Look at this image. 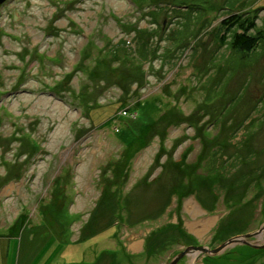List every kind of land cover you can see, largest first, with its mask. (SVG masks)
Wrapping results in <instances>:
<instances>
[{
	"label": "rangeland",
	"instance_id": "obj_1",
	"mask_svg": "<svg viewBox=\"0 0 264 264\" xmlns=\"http://www.w3.org/2000/svg\"><path fill=\"white\" fill-rule=\"evenodd\" d=\"M157 1L0 2V264H168L264 225V0L196 2L187 31ZM249 245L179 264H264Z\"/></svg>",
	"mask_w": 264,
	"mask_h": 264
},
{
	"label": "trees",
	"instance_id": "obj_2",
	"mask_svg": "<svg viewBox=\"0 0 264 264\" xmlns=\"http://www.w3.org/2000/svg\"><path fill=\"white\" fill-rule=\"evenodd\" d=\"M179 1L184 6V8L187 9V12H186L187 14H183L185 18L183 29L187 31L191 27V23L194 22L195 20L194 18H191L192 16L190 15L191 13H193V11H195V10H192L191 5L198 6V10L203 11V12L207 11L206 6L203 3L201 4L196 3L201 0H179ZM179 1L170 0L169 2H162V0H158L157 3L154 4V6L162 5L163 7H165L167 5H174L178 7L179 6L178 3H180ZM56 8H58V6H56ZM229 9L231 10V12H227L224 20L220 22V27L217 29L216 35L220 31L222 33H225L227 30L228 32H230V30L236 29V31L230 37V44H231L232 49L236 50L238 53H244V54L252 52L257 46V44L259 43V41H261V39L263 38L262 33H258L255 36L250 35L251 31L256 29V20L258 17L251 16V15L243 17V14L234 13L232 8H229ZM197 24L199 23L196 21L194 24V29H192V39H194L195 37V31L197 32L196 30L197 29L196 27H198ZM220 39L224 40L225 36L222 35ZM50 89L54 91L53 87ZM57 94H60V93L58 92Z\"/></svg>",
	"mask_w": 264,
	"mask_h": 264
},
{
	"label": "water",
	"instance_id": "obj_3",
	"mask_svg": "<svg viewBox=\"0 0 264 264\" xmlns=\"http://www.w3.org/2000/svg\"><path fill=\"white\" fill-rule=\"evenodd\" d=\"M5 0H0V2H3ZM263 234L264 236V225L262 226V228H260L258 231L256 232H252V233H248L245 235H241L238 237H234L233 239H230L228 242H226L225 244H222L218 247V249H214V250H210L209 248H205V247H192V248H187L185 251H182L178 256H176L174 259H172L170 261L169 264H179V262L186 256H192L193 253L195 252H204V253H208L210 255H217L222 253L228 246H234L236 244H247V240L248 239H252V238H257V236H261ZM252 246L254 248H264V244L262 245H249Z\"/></svg>",
	"mask_w": 264,
	"mask_h": 264
},
{
	"label": "crops",
	"instance_id": "obj_4",
	"mask_svg": "<svg viewBox=\"0 0 264 264\" xmlns=\"http://www.w3.org/2000/svg\"><path fill=\"white\" fill-rule=\"evenodd\" d=\"M201 209V208H200ZM202 210V209H201ZM191 225H193L194 226V228H196V226L198 225V224H196L195 222H191ZM203 225V224H202ZM202 228H204V227H202ZM200 229V231H195L196 233H198V232H202L203 231V229ZM198 230V229H197ZM195 234V233H194ZM143 244H144V242L142 241L141 243L139 242V245L137 246L138 248L140 247V250H143ZM129 250V249H128ZM139 250V249H138ZM139 250V251H140ZM136 250H134V252H135Z\"/></svg>",
	"mask_w": 264,
	"mask_h": 264
},
{
	"label": "flooded vegetation",
	"instance_id": "obj_5",
	"mask_svg": "<svg viewBox=\"0 0 264 264\" xmlns=\"http://www.w3.org/2000/svg\"><path fill=\"white\" fill-rule=\"evenodd\" d=\"M169 263H170V262H169ZM169 263H168V264H169Z\"/></svg>",
	"mask_w": 264,
	"mask_h": 264
}]
</instances>
